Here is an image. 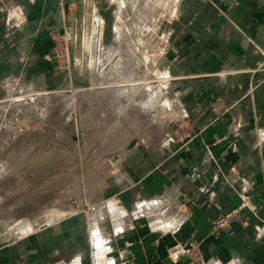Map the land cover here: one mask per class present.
I'll use <instances>...</instances> for the list:
<instances>
[{
    "label": "crops",
    "instance_id": "obj_1",
    "mask_svg": "<svg viewBox=\"0 0 264 264\" xmlns=\"http://www.w3.org/2000/svg\"><path fill=\"white\" fill-rule=\"evenodd\" d=\"M87 1L0 0V86L26 62L32 73L51 62L45 25L62 27ZM185 1L182 44L200 57L180 62L168 115L189 120L191 131L126 145L103 187L112 200L0 246V264H264V237L253 227L264 218V0ZM217 96L232 106L219 119L209 109ZM240 190L251 207L216 231V218L241 205ZM92 238L97 247L112 244V256L110 247L94 255ZM191 242L200 262L181 250Z\"/></svg>",
    "mask_w": 264,
    "mask_h": 264
},
{
    "label": "rangeland",
    "instance_id": "obj_2",
    "mask_svg": "<svg viewBox=\"0 0 264 264\" xmlns=\"http://www.w3.org/2000/svg\"><path fill=\"white\" fill-rule=\"evenodd\" d=\"M186 8L185 0H88L62 27L45 25L53 54L43 57L51 62L36 73L26 62L0 86V246L109 199L103 187L126 145L191 131L189 120L168 115L180 62L200 57L182 44ZM259 222L255 236L264 237ZM92 241L93 254L115 251ZM198 249L191 242L181 250L200 262Z\"/></svg>",
    "mask_w": 264,
    "mask_h": 264
},
{
    "label": "built area",
    "instance_id": "obj_3",
    "mask_svg": "<svg viewBox=\"0 0 264 264\" xmlns=\"http://www.w3.org/2000/svg\"><path fill=\"white\" fill-rule=\"evenodd\" d=\"M232 108L231 105L227 103L224 97H216L210 103V110L214 114L215 119H219L224 116ZM191 134H188V137ZM239 196L241 198V205L237 208H234L226 213L220 214L214 221V228L216 231H223L231 227L232 223L240 216L241 210L246 207H251L250 196L243 192L239 191Z\"/></svg>",
    "mask_w": 264,
    "mask_h": 264
},
{
    "label": "bare ground",
    "instance_id": "obj_4",
    "mask_svg": "<svg viewBox=\"0 0 264 264\" xmlns=\"http://www.w3.org/2000/svg\"><path fill=\"white\" fill-rule=\"evenodd\" d=\"M145 2H146V1H145ZM149 2H150V1H149ZM122 3H123V2H122ZM144 5H145V4H144ZM127 6H128V5H127ZM128 10H129V9H128ZM134 10H135V9H134ZM130 11H131V10H130ZM146 12H147V11H146ZM129 13H130V12H129ZM139 13H140V12H139ZM136 14H137V13H136ZM121 15H122V14H121ZM148 15H149V14H148ZM134 16H135V15H134ZM144 17H145V16H144ZM129 18H130V17H129ZM133 18H134V17H133ZM140 18H141V17H140ZM127 20H128V19H127ZM136 21H137V20H136ZM91 22H92V21H91ZM138 22H139V21H138ZM145 23H146V22H145ZM148 23H149V22H148ZM123 24H124V23H123ZM139 24H140V23H139ZM138 26H140V25H138ZM91 27H92V26H91ZM121 27H123V26H121ZM152 27H153V26H152ZM117 28H118V27H117ZM91 30H92V29H90V31H91ZM142 30H143V29H142ZM90 31H89V32H90ZM137 32H138V31H137ZM88 34H89V33H88ZM91 35H92V34H91ZM128 35H129V34H128ZM87 36H89V35H87ZM144 36H145V35H144ZM85 38L88 39L89 37H85ZM158 40H159V39H158ZM87 41H88V40H87ZM87 41H86V42H87ZM127 46H128V45H127ZM125 47H126V46H125ZM122 50H123V49H122ZM131 53H132V52H131ZM111 55H112V54H111ZM116 57H117V56H116ZM102 58H103V57H102ZM113 59H114V58H113ZM113 59H112V60H113ZM128 59H129V58H128ZM106 60H107V59H106ZM104 61H105V60H104ZM108 63H109V62H108ZM96 64H97V63H96ZM98 64H99V63H98ZM102 64H103V63H102ZM109 65H110V64H109ZM96 68H97V67H96ZM120 69H121V68H120ZM106 72H107V71H106ZM121 72H122V71H121ZM139 72H140V71H139ZM119 74H120V72H119ZM122 74L124 75V73H122ZM103 75H104V74H103ZM128 75H129V74H128ZM131 75H132V73H131ZM125 77H126V76H125ZM122 78H123V77H122ZM136 78H137V77H136ZM128 81H129V80H128ZM121 82H122V81H121ZM134 84H135V83H134ZM127 87H128V86H127ZM133 87H134V86H133ZM133 87H132V88H133ZM135 90H136V89H135ZM126 91H127V90H126ZM116 94H117V93H116ZM110 97H111V95H110ZM6 100H7V99H6ZM11 100H12V99H11ZM1 101H2V100H1ZM136 105H137V104H136ZM115 168H116V167H115ZM20 203H21V202H20ZM20 203H19V204H20ZM20 207H21V206H20ZM16 210H17V209H16ZM16 210H15V211H16ZM25 223H26V222H25Z\"/></svg>",
    "mask_w": 264,
    "mask_h": 264
}]
</instances>
